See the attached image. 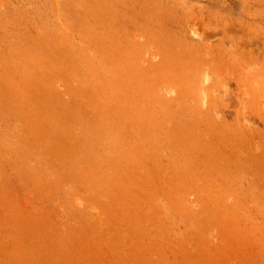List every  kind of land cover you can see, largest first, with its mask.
<instances>
[{"label":"rangeland","instance_id":"1","mask_svg":"<svg viewBox=\"0 0 264 264\" xmlns=\"http://www.w3.org/2000/svg\"><path fill=\"white\" fill-rule=\"evenodd\" d=\"M0 264H264V0H0Z\"/></svg>","mask_w":264,"mask_h":264},{"label":"bare ground","instance_id":"2","mask_svg":"<svg viewBox=\"0 0 264 264\" xmlns=\"http://www.w3.org/2000/svg\"><path fill=\"white\" fill-rule=\"evenodd\" d=\"M54 67V66H53ZM59 72V71H58ZM57 74V73H56ZM60 75V74H59ZM61 79V78H60ZM53 81H55V80H53ZM83 83V82H82ZM85 86V85H84ZM51 87V86H50ZM38 88V87H37ZM47 88H49V86L47 87ZM84 88V87H83ZM34 89V88H33ZM54 89V88H53ZM65 91V90H64ZM49 92V91H48ZM50 93V92H49ZM25 97V96H24ZM57 97V96H56ZM41 99V98H40ZM51 99V98H50ZM39 101V100H38ZM85 107V106H84ZM57 122V121H56ZM57 124V123H56Z\"/></svg>","mask_w":264,"mask_h":264}]
</instances>
